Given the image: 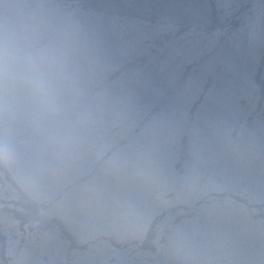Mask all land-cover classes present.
I'll use <instances>...</instances> for the list:
<instances>
[{
	"label": "water",
	"instance_id": "95a60500",
	"mask_svg": "<svg viewBox=\"0 0 264 264\" xmlns=\"http://www.w3.org/2000/svg\"><path fill=\"white\" fill-rule=\"evenodd\" d=\"M86 3L139 108L121 131L135 152L70 173L55 212L50 189L26 197L0 165V264H264V0Z\"/></svg>",
	"mask_w": 264,
	"mask_h": 264
},
{
	"label": "clouds",
	"instance_id": "9594fccd",
	"mask_svg": "<svg viewBox=\"0 0 264 264\" xmlns=\"http://www.w3.org/2000/svg\"><path fill=\"white\" fill-rule=\"evenodd\" d=\"M114 72L86 0H0V165L13 171L26 197L50 189L55 212L70 173L124 168L135 148L121 131L139 108L115 90ZM168 182L161 167L146 195L159 198ZM180 187L187 195L198 191L193 170ZM121 226L143 227L128 213Z\"/></svg>",
	"mask_w": 264,
	"mask_h": 264
}]
</instances>
